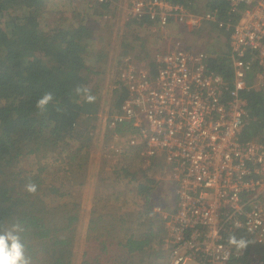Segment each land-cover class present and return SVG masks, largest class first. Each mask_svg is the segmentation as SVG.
<instances>
[{"label": "built area", "instance_id": "obj_1", "mask_svg": "<svg viewBox=\"0 0 264 264\" xmlns=\"http://www.w3.org/2000/svg\"><path fill=\"white\" fill-rule=\"evenodd\" d=\"M124 8L127 19L171 40L153 64L122 60L127 95L105 118L106 131L130 126L112 132L126 149L170 170L169 264H264V140L246 137V93L264 89V0H228L224 16L171 0H128ZM207 23L227 33L225 58L172 36ZM124 147L112 146L120 154Z\"/></svg>", "mask_w": 264, "mask_h": 264}, {"label": "trees", "instance_id": "obj_2", "mask_svg": "<svg viewBox=\"0 0 264 264\" xmlns=\"http://www.w3.org/2000/svg\"><path fill=\"white\" fill-rule=\"evenodd\" d=\"M171 1L198 11L194 5L196 0ZM45 2L0 0V233L19 222L23 228L19 235L31 264H72L80 220L79 203L66 199L56 201L68 195L69 181L55 174L49 178L44 168L36 172L19 165L24 156L39 151L61 154L72 148V140L87 134L79 126V120L99 114L101 102L87 74L86 39L91 35L88 25L75 28L58 25L49 31L43 30L40 16ZM19 9L23 13L18 14ZM213 9L224 16L228 0H210L206 10ZM217 60L212 59V64ZM117 82L120 94L116 108L127 95L123 84ZM80 85L91 90L94 102L89 103L76 94L75 88ZM46 92L53 93L54 98L41 113L35 106L36 100ZM246 95L250 111L246 137L264 140V89H252ZM129 129L124 123L113 131L124 133ZM80 148L69 153V162L78 161L79 167L84 160L82 156L75 161ZM123 154L135 160L140 158L129 149ZM153 166L148 164V168ZM126 168L123 169L125 177L131 175V181L137 180L139 192L146 193L149 199L153 176L149 177L145 171L144 181H139V176ZM29 181L37 185L35 194L25 190ZM71 205L75 208H68ZM150 212L147 210L143 215ZM143 215L137 218L135 228L126 229L124 236L121 231L114 234V225L108 224L104 216L94 215L81 264H130L135 257L146 261L142 255L149 249L154 250V243H163L160 235L165 219L157 215L148 222ZM122 221L120 217L119 222Z\"/></svg>", "mask_w": 264, "mask_h": 264}, {"label": "rangeland", "instance_id": "obj_3", "mask_svg": "<svg viewBox=\"0 0 264 264\" xmlns=\"http://www.w3.org/2000/svg\"><path fill=\"white\" fill-rule=\"evenodd\" d=\"M209 1L196 0L194 5L198 10H206ZM127 2L128 0H115L113 5L108 6L110 8L101 9L97 5L88 6L84 0H46L40 16V25L45 31L58 25L70 28L81 24L88 25L87 30L91 35L86 39V47L89 46L85 53L89 69L87 74L90 86L101 102L99 114L83 117L79 126L87 134L79 140H72V148L61 154L39 151L24 156L19 165L23 169L36 172L44 168L49 178L55 174L69 181L68 195L56 201L76 200L80 205L77 207L80 210V219L84 220L79 228L77 226L72 264L82 262L89 213L91 217L101 214L108 224L114 225V234L121 231L124 236L127 234L126 229L135 228L137 218L147 210L151 212L143 215V218L150 222L157 215L164 218L166 214L174 211L176 205V184L170 177V170L163 163L152 164L141 158L135 160L128 154L115 153L112 146L124 147L125 139L111 136L105 128L106 115L116 108L117 96L120 94L117 81L122 60L130 58L140 64H150L155 52L171 41L153 34L146 26L127 19L124 8ZM21 13L23 10L19 9L18 14ZM173 35L181 36L185 42L208 50L215 57L225 58L227 33L214 24L207 23L201 29L187 33L174 28ZM98 51L101 57L99 60L94 58ZM117 89L119 90L116 91ZM75 148L81 149L75 161L84 157L80 167L77 165L78 161L73 164L69 162V153H75ZM148 164L155 166L148 168ZM126 167L139 176V181H144L145 177L142 175L145 171L149 177L153 176L149 199L146 198V193L139 192L137 180L131 181V175L125 177L123 169ZM71 207L75 208L72 205L68 208ZM120 217L123 219L121 223ZM163 228L165 232V221ZM163 231L161 238L164 236ZM142 257L146 261L141 262L139 257H135L130 264H169L168 250L164 243H154V250L149 249ZM232 264L248 262L235 261Z\"/></svg>", "mask_w": 264, "mask_h": 264}, {"label": "clouds", "instance_id": "obj_4", "mask_svg": "<svg viewBox=\"0 0 264 264\" xmlns=\"http://www.w3.org/2000/svg\"><path fill=\"white\" fill-rule=\"evenodd\" d=\"M77 95H82L84 99L91 103L95 101V96L91 94V90L85 86H77L75 88ZM53 93L46 92L43 96L37 98L36 108L43 113L47 106L53 100ZM25 190L31 194L37 192L36 183L29 181L25 185ZM23 228L19 222L11 225L10 228L0 233V264H31V257L26 254L25 245L22 243L19 233ZM232 243H236L235 238L231 239ZM243 246V241L240 242Z\"/></svg>", "mask_w": 264, "mask_h": 264}, {"label": "crops", "instance_id": "obj_5", "mask_svg": "<svg viewBox=\"0 0 264 264\" xmlns=\"http://www.w3.org/2000/svg\"><path fill=\"white\" fill-rule=\"evenodd\" d=\"M84 2L86 3H88V1L87 0H84ZM88 5V4H87ZM89 6V5H88ZM101 9H106V8H110V7H108V6H106V5H98ZM111 6V5H110ZM103 7V8H102ZM87 48V50L89 49V46L88 47H86ZM85 52H86V50H85ZM100 55V52L98 51L97 52V54L94 56V58L95 59H97V60H99V59H101V57L99 56ZM85 57H86V55H85ZM86 59V63H87V57L85 58ZM82 120H83V117H81V119L79 120V123H81L82 122ZM167 215V214H166ZM82 216H83V213H82V215H81V218H82ZM165 217V216H164ZM91 214L89 213L88 214V220H87V224H88V226H87V230L89 229V225H90V221H91ZM83 221L84 220H82V219H80L79 220V223H78V228H79V226L80 225H82V223H83ZM165 229H166V227H165ZM165 236H166V230H165V234H164V236L162 237L163 239H162V241H164L163 243H164V245H165V248L167 249V247H166V243H165ZM168 250V249H167ZM169 257V256H168Z\"/></svg>", "mask_w": 264, "mask_h": 264}]
</instances>
